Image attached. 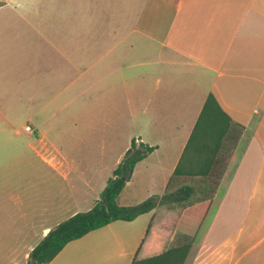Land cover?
I'll return each mask as SVG.
<instances>
[{"label": "crops", "instance_id": "1", "mask_svg": "<svg viewBox=\"0 0 264 264\" xmlns=\"http://www.w3.org/2000/svg\"><path fill=\"white\" fill-rule=\"evenodd\" d=\"M209 94L244 147L201 237L186 207L162 205L48 264H131L180 233L193 239L183 264H264V0H0V264H26L91 208L132 135L154 150L126 185L150 165L164 193L196 178L173 173Z\"/></svg>", "mask_w": 264, "mask_h": 264}, {"label": "trees", "instance_id": "2", "mask_svg": "<svg viewBox=\"0 0 264 264\" xmlns=\"http://www.w3.org/2000/svg\"><path fill=\"white\" fill-rule=\"evenodd\" d=\"M243 129V126L231 121L214 96L209 94L173 174L175 176L208 177L224 142L234 144ZM153 150L154 147L132 139L130 147L113 170L112 177L108 179L99 200L95 201L90 210L76 213L49 230L33 247L26 264H48L68 243L114 221L131 222L157 206L188 201L194 193L191 185L181 186L161 196H150L137 205H118L117 198L130 180L135 165ZM207 205L200 203L192 208L188 207L185 215L191 216L196 221L206 211ZM192 242V238L184 237L181 242H176L174 246L160 254L142 260H137L135 257L131 264H183Z\"/></svg>", "mask_w": 264, "mask_h": 264}, {"label": "rangeland", "instance_id": "3", "mask_svg": "<svg viewBox=\"0 0 264 264\" xmlns=\"http://www.w3.org/2000/svg\"><path fill=\"white\" fill-rule=\"evenodd\" d=\"M130 131V130H129ZM131 133V132H129ZM242 135H240L241 137ZM239 137V138H240ZM239 138L233 144L232 142H224L221 150L219 151L218 155L215 158V165L211 169V174L208 177H196V178H187L183 182L185 185H191L194 188V193L192 197L184 202L177 204V207H194L197 204L205 203L208 204L206 211L203 212L196 221L189 216L190 219H186L184 222L185 225L183 227L193 229L194 228V237L200 238L201 235L205 232L207 227L210 225L212 218L214 217L215 211L217 210L218 206L221 203V198L215 199V195L218 191V194L223 190L222 184H225V181H228L233 173L236 165V158L233 160V155H239L243 150L244 145L242 144L237 149V143ZM135 139V136H131L130 138ZM137 167V164L134 167V171ZM145 169V168H144ZM143 167H138L137 171L132 176L131 184L124 186L123 190L121 191L117 203L120 206H133L137 205L150 196H161L164 193V190H161V187L165 186L164 181H159L158 176L163 178V173H158L156 169L153 168L152 165L148 166L147 171L145 172ZM112 177V176H111ZM110 177V178H111ZM224 178V181H222ZM160 179V180H161ZM183 183H173L171 184V188L168 192L174 191L175 189L179 188L180 186L184 185ZM105 188V187H104ZM103 191V190H102ZM101 191V192H102ZM97 194L95 201L99 200V196L101 194ZM222 193V192H221ZM95 201L93 202L91 208L93 207ZM171 206V205H170ZM173 206V205H172ZM87 205L84 203L80 205L79 212H86L90 210V206L86 208ZM161 211H159L160 213ZM158 213V215H159ZM68 217V216H67ZM174 216H171L173 219ZM69 218V217H68ZM148 217L145 215L141 220H146ZM67 219V218H66ZM64 219V220H66ZM63 220V221H64ZM150 219L147 220L145 223V229H147L148 223ZM139 222V221H138ZM180 222V221H179ZM184 224V223H183ZM181 227V226H180ZM201 228V229H200ZM184 237L191 238L192 236H185L182 233L177 235L176 242H181Z\"/></svg>", "mask_w": 264, "mask_h": 264}, {"label": "built area", "instance_id": "4", "mask_svg": "<svg viewBox=\"0 0 264 264\" xmlns=\"http://www.w3.org/2000/svg\"><path fill=\"white\" fill-rule=\"evenodd\" d=\"M30 130H31V129H30V126H26V127H25V131L30 132Z\"/></svg>", "mask_w": 264, "mask_h": 264}]
</instances>
